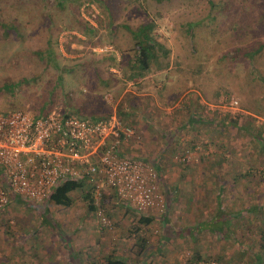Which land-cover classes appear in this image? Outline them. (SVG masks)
Instances as JSON below:
<instances>
[{
    "label": "rangeland",
    "instance_id": "1",
    "mask_svg": "<svg viewBox=\"0 0 264 264\" xmlns=\"http://www.w3.org/2000/svg\"><path fill=\"white\" fill-rule=\"evenodd\" d=\"M147 22L170 70L130 80V30ZM165 86L180 91L170 106ZM118 103L133 131L119 153L158 160L162 212L109 189L111 227L83 191L69 207L17 202L0 215V264H264V0H0V114L104 119ZM143 216L155 219L145 247L131 233Z\"/></svg>",
    "mask_w": 264,
    "mask_h": 264
},
{
    "label": "built area",
    "instance_id": "2",
    "mask_svg": "<svg viewBox=\"0 0 264 264\" xmlns=\"http://www.w3.org/2000/svg\"><path fill=\"white\" fill-rule=\"evenodd\" d=\"M132 135L115 114L104 119L22 110L0 114V214L13 199L44 202L67 180L89 181L102 227H111L101 206L106 188L139 212H162L165 198L152 167L119 153Z\"/></svg>",
    "mask_w": 264,
    "mask_h": 264
},
{
    "label": "trees",
    "instance_id": "3",
    "mask_svg": "<svg viewBox=\"0 0 264 264\" xmlns=\"http://www.w3.org/2000/svg\"><path fill=\"white\" fill-rule=\"evenodd\" d=\"M58 1L60 4H62L65 0H58ZM153 30H154V25L151 22H147V23L139 25L136 30H130V33H131L133 40L135 41V43L137 45V49H138L137 56H136L134 62L131 63L133 69L135 70V72H137V75H132L130 80L135 79V76H140L142 74L145 75L147 73L152 72V65L157 66L156 69L160 73L165 72V71L167 72V70H168L170 50L167 49L162 43H160L156 39V37H154ZM174 90H176V89H171L170 86L167 87L168 92L166 91V86L162 89L159 88L158 90H156V95L159 98V103L163 106H170L171 104H173V103L167 102L166 100L171 99L173 101L174 98L176 100L180 91L177 89L178 90V93H177ZM130 94L131 95H129V98H131L133 96L132 93H130ZM165 96H167V99L165 98ZM148 99H150V97H143V102H144L143 108H145L147 106V103H150V100H148ZM118 104L119 105H117V111H119L118 112L119 114H118L117 118L120 121L121 120V118H120L121 103H118ZM131 104H135V103L129 102V106L127 107V109L130 111L133 110L134 111L133 113H135V111H136L135 107L131 106ZM122 112H125L124 113L125 117L126 116L130 117V115L126 111L122 110ZM137 114H139V113H137ZM143 115H144V113H143ZM78 116L83 117V118L85 117V116H81V115H78ZM192 117L194 120H201L196 115H194ZM90 119H92V118H90ZM133 158H136V157H133ZM136 159H138V158H136ZM157 162H158V160H155L154 162H152V164L150 162H147V163L154 170L156 177H157V183H158L159 179L162 181L163 177H162V173H161V167H159ZM106 190H107V188L104 189L103 198L101 201V206L104 209H105V207H104L103 199L106 196L105 195ZM75 191H83L84 192V198L89 202V205H88L89 210L93 211L95 209L94 200H93V191H92V187H91L89 181H86V180H82V181L81 180L80 181L67 180V181L60 183L59 185H57L52 190L50 196L48 197V199H46V201L52 202L56 205H60L63 207H69L72 204L71 194ZM166 199H167V197H166ZM17 202H20L21 204L27 203V202H22L18 199L17 200L13 199L10 202V205L16 204ZM26 205L28 206L29 204H26ZM126 205L129 206V204H127V203H126ZM5 212H3L1 214H4ZM105 213H106V210H105ZM154 220L155 219L153 217H144L143 216V217H141V219L138 220V226H136V227L134 226L131 230V233L137 237V239L139 240V242L142 244L143 247L146 246L145 234H146V232H148L150 230L149 227ZM220 222L223 225V227H220L219 229L222 230V229H224V227L227 228V224L223 223L224 221L222 222L220 220ZM221 224L219 223L220 226H221ZM142 229H143V233H142ZM211 229H214V228H211ZM104 260H105V264H131L122 258L114 257L111 255L105 257ZM205 261H208V260L206 259ZM260 261L261 260L259 258L258 261H256V264H259Z\"/></svg>",
    "mask_w": 264,
    "mask_h": 264
},
{
    "label": "crops",
    "instance_id": "4",
    "mask_svg": "<svg viewBox=\"0 0 264 264\" xmlns=\"http://www.w3.org/2000/svg\"><path fill=\"white\" fill-rule=\"evenodd\" d=\"M170 70V69H168ZM166 72V71H165ZM160 73V72H159ZM163 73V72H162ZM160 75V74H159ZM160 87H158L159 89ZM154 89V88H153ZM158 89H154V90H158ZM127 91H130V90H126ZM152 95V93H150V91L148 89H143V97H150ZM148 133V130L145 131V135ZM143 134H144V131H143ZM223 221V220H222ZM224 223V222H223ZM222 225V224H221ZM211 229V228H209ZM224 229H227L226 227H224Z\"/></svg>",
    "mask_w": 264,
    "mask_h": 264
}]
</instances>
